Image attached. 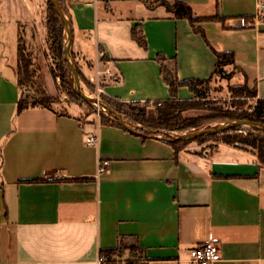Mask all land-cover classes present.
Returning a JSON list of instances; mask_svg holds the SVG:
<instances>
[{
	"label": "crops",
	"instance_id": "1",
	"mask_svg": "<svg viewBox=\"0 0 264 264\" xmlns=\"http://www.w3.org/2000/svg\"><path fill=\"white\" fill-rule=\"evenodd\" d=\"M176 1L196 18L217 19L196 24L205 36L161 4ZM64 3L72 58L90 82L97 69L109 71L101 89L114 101L172 98L159 55L179 81L216 78L212 48L235 55L225 68L231 76L221 79L256 88L264 100V22H249L264 0ZM35 4L0 0V264H99L101 256V264H187V252L212 236L220 264H264V167L253 153L226 144L176 152L170 142L85 118L76 106L19 112L20 26ZM177 98L194 95L181 87ZM94 134L98 147L86 144ZM100 158L110 166L98 175Z\"/></svg>",
	"mask_w": 264,
	"mask_h": 264
},
{
	"label": "trees",
	"instance_id": "2",
	"mask_svg": "<svg viewBox=\"0 0 264 264\" xmlns=\"http://www.w3.org/2000/svg\"><path fill=\"white\" fill-rule=\"evenodd\" d=\"M62 10L68 15L69 12L68 9L65 6L64 0H57ZM147 3V2H146ZM49 7H50V16L47 21V28H48V38L51 43V50L55 56V59L58 61L61 71V80L66 87H68L70 90L73 89V79L71 75V70L69 67L68 62L65 59L64 56V46L66 42V34H65V25L59 18L58 14L56 13L54 7L52 4L48 1ZM164 5L167 10L175 15L178 19H186L190 22V24L193 26L194 31L197 33H201L203 36H205L203 29L196 28V24L208 22V21H214L217 20L215 18H196L193 14L192 9L184 2L182 1H176L174 4H167L165 2L161 3ZM70 18V17H69ZM134 39L138 41L142 46L146 47V42L142 35L138 36L136 32H134ZM212 48V47H211ZM213 52L216 55L217 58V64L214 72V76H219L221 78L227 79L231 75L227 76V73L225 71V68L228 66H235V55L233 53L229 52H218L212 48ZM19 58L21 59V62L23 63V69L22 72L25 76V78H29L30 71H29V63L26 59L23 52H21L19 48ZM73 60L78 67L77 62L75 61V58L73 57ZM158 60L162 63V75L164 78V81L166 84L170 87V92L172 98L166 102H160V103H143L146 108L150 109V115L147 114L146 110L140 109L138 106H140V103H120L117 101L112 100L106 95H101L106 102L110 103L109 105H116V111L122 116V118L132 124H140L143 126H146L150 129H156V130H168L169 132H175L180 131V135L202 130L204 127H206V124H209L210 118L209 117H194L189 119H184L181 115L182 112H185L190 109L191 105L197 100V99H206L207 95L206 93L202 92L199 87L203 85L204 83L208 82V80H199V79H191L187 81H179L178 78L175 76L174 72L171 71L166 65L165 61L166 59L159 55ZM79 71V68H78ZM79 76L81 78V81H84L89 88H91L92 93L96 91V85L90 82L87 79H83L81 72L79 71ZM20 86H22V81H19ZM181 87H186L189 89V91L194 95L195 101H181L177 98L178 89ZM242 91H245L248 93L249 97H257V90L250 89L248 86H242L240 87ZM79 96V95H78ZM80 97V96H79ZM81 98V97H80ZM82 99V98H81ZM83 100V99H82ZM88 104V103H87ZM92 107V105L88 104ZM41 106L48 109H53L47 102L44 100H41L40 103H33L28 104L25 103L22 98L19 102L18 110L19 112L23 111L24 109L30 108V107H36ZM126 107V108H125ZM93 108V107H92ZM125 108V109H124ZM223 122L227 121H234V120H245V121H251L256 122L264 125V100L258 99L253 111L248 114L247 116H236V115H228L224 117ZM100 123L102 125H112L117 126L120 128V125L115 123L110 117H102L100 118ZM124 129V128H123ZM239 131H245L246 135L243 133H239ZM134 133V132H133ZM143 137L148 136H159L162 134H154L152 132L146 131V130H139L138 133H136ZM218 135L213 136H204L199 137L195 140H182V141H172L170 142L176 152L181 151L188 143L190 142H205L208 139H213ZM223 139L222 143L226 144L228 146H232L235 148L247 150L248 148H252L253 154L257 157V162L260 165V167H264V132L257 130V129H234L230 132L222 134ZM167 139H172L169 136H165ZM257 152V153H255ZM39 181V180H38ZM33 182V181H32Z\"/></svg>",
	"mask_w": 264,
	"mask_h": 264
},
{
	"label": "rangeland",
	"instance_id": "3",
	"mask_svg": "<svg viewBox=\"0 0 264 264\" xmlns=\"http://www.w3.org/2000/svg\"><path fill=\"white\" fill-rule=\"evenodd\" d=\"M49 16L50 7L48 0H36L33 14L29 16V20L25 24L20 26L18 45L21 52H23L26 59L28 60L30 71L29 78H25L22 72L23 63L21 62V59L18 58L17 73L18 80L22 81V100L28 104L40 103L41 100H44L53 109L63 113L67 112L69 107L76 106L81 108L83 117L86 118L92 116L99 121L101 116L109 117V114L113 116L109 109H107L104 105H97L101 111L99 114L98 110L94 109L93 106L92 108L84 100H82L74 89V81L72 84V90L63 84L60 77L61 71L58 67L59 63L55 59V56L51 50V43L48 38L47 21ZM228 75L229 74H227V76ZM82 77L83 79H86L83 75ZM81 82L82 91L86 96L99 98L104 103L108 105L110 104L98 94L96 82H93L96 85L95 93H92L91 88H89V86L84 81ZM99 85L102 86V81ZM199 89L206 93L207 98L197 99L196 101L194 98L193 100L195 102L193 105H191L190 109L182 112L181 115L184 119L194 117H209L211 120L209 124H206L204 129H213L217 126L228 123L229 121L223 122L221 119L230 114L236 116H247L253 111L258 101L257 97H249L248 93L242 91L240 87L228 85L219 76L210 79L208 82L201 85ZM119 105L121 104H118V106ZM128 105H130V103H128ZM139 105L140 106L138 107L140 109L146 110L147 114L150 115V109L146 108L144 104L140 103ZM109 106L115 111L118 107H115L116 105L112 104ZM132 125L141 126L145 128L143 130L157 135L162 134L159 136L164 138L165 136H169L170 138L174 139L176 136L181 134L180 131L169 132L168 130L150 129L146 126L136 123H132ZM239 133L246 135L245 131H239ZM222 139L223 136L220 134L213 139L206 140L203 143L190 142L187 145L193 144L195 146L201 147L200 151L203 153L209 151L211 152L217 147L218 144H223ZM252 151V148H248L247 152L253 153ZM136 261L139 260L135 259L134 261H131V263Z\"/></svg>",
	"mask_w": 264,
	"mask_h": 264
},
{
	"label": "water",
	"instance_id": "4",
	"mask_svg": "<svg viewBox=\"0 0 264 264\" xmlns=\"http://www.w3.org/2000/svg\"><path fill=\"white\" fill-rule=\"evenodd\" d=\"M52 6L54 7L56 13L58 14L59 18L65 25V33H66V42L64 46V56L66 61L69 64L73 81H74V89L76 93L88 104L92 105L94 109L99 111L98 104L99 105H104L107 109H109L110 113L113 115L111 116L110 114L108 115L115 123L126 129L127 131L138 133L140 129H145L141 126L138 125H132L128 122H126L122 116L112 109L108 104L104 103L102 100L99 98H93V97H88L86 96L83 91H82V82L80 80L79 72H78V67L76 66L72 55H71V48L73 45V37H74V30H73V25L72 22L70 21L68 15L62 10L60 7L59 3L57 0H48ZM239 128H253L257 129L260 131L264 132V125L256 122H251V121H245V120H234L231 122H228L226 124L217 126L213 129H203V130H197V131H192L183 135H178L174 139H167L161 136H148V137H154L158 138L160 140L166 141V142H172V141H182V140H195L199 137H204V136H213V135H220L224 134L227 132H230L234 129H239Z\"/></svg>",
	"mask_w": 264,
	"mask_h": 264
},
{
	"label": "built area",
	"instance_id": "5",
	"mask_svg": "<svg viewBox=\"0 0 264 264\" xmlns=\"http://www.w3.org/2000/svg\"><path fill=\"white\" fill-rule=\"evenodd\" d=\"M86 1V0H82ZM253 24L259 22H264V3L258 5L257 13L252 17L251 21ZM245 25L248 26V21L245 22ZM110 74L109 71L101 72L96 70L95 76L92 78V82H96L98 88V94L105 95L104 91L99 85L102 80V75ZM100 109L98 113L100 114ZM100 143L99 134L89 135L86 137V144L91 147H98ZM110 166V162L106 159L100 158L98 160V175L105 173ZM187 264H220L222 261L221 257V242L216 237H209L206 241L200 243L199 245L193 247L187 252ZM106 261L104 256H101L98 263L101 264ZM131 264H145L144 261L139 260L132 262Z\"/></svg>",
	"mask_w": 264,
	"mask_h": 264
}]
</instances>
